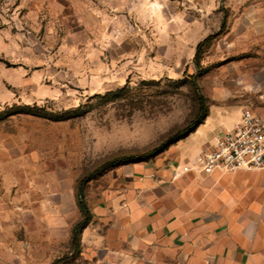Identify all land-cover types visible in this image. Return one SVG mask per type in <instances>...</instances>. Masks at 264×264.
I'll list each match as a JSON object with an SVG mask.
<instances>
[{
    "label": "rangeland",
    "instance_id": "obj_1",
    "mask_svg": "<svg viewBox=\"0 0 264 264\" xmlns=\"http://www.w3.org/2000/svg\"><path fill=\"white\" fill-rule=\"evenodd\" d=\"M258 21L264 0H0V172L18 184L5 195L0 177L4 204L18 198L21 219L31 207L20 200L37 202L43 189L76 203L77 183L96 166L143 153L194 118L193 81L207 109L231 110L264 65ZM210 35L196 65V46ZM196 134L203 128L93 177L85 199L120 189L139 166L169 163ZM21 220L15 238L2 240L0 264H44L49 248L28 239ZM71 250H61L62 263Z\"/></svg>",
    "mask_w": 264,
    "mask_h": 264
},
{
    "label": "crops",
    "instance_id": "obj_2",
    "mask_svg": "<svg viewBox=\"0 0 264 264\" xmlns=\"http://www.w3.org/2000/svg\"><path fill=\"white\" fill-rule=\"evenodd\" d=\"M253 28L264 34L262 21ZM240 93L245 97L231 110L209 108L193 132L203 128V134H196L186 150L172 152L169 163L161 158L154 166H139L117 184L120 189L102 193L91 204L84 196L92 217L80 233L77 253L71 250L65 264H264V170L205 175L192 161L218 133L233 128L243 110L264 122V65ZM180 146L181 142L176 145ZM186 158L192 166L184 162ZM0 177L10 196L17 182L10 172H0ZM43 193L38 203L27 196L20 200L31 207L22 220L14 209L23 206L18 198L10 205L0 198V253L2 240L15 238L21 220L28 239L49 248L41 254L44 264L61 258L80 212L66 196L54 198L48 189Z\"/></svg>",
    "mask_w": 264,
    "mask_h": 264
},
{
    "label": "built area",
    "instance_id": "obj_3",
    "mask_svg": "<svg viewBox=\"0 0 264 264\" xmlns=\"http://www.w3.org/2000/svg\"><path fill=\"white\" fill-rule=\"evenodd\" d=\"M202 174L237 170H264V122L250 110H243L239 122L218 133L213 144L196 157Z\"/></svg>",
    "mask_w": 264,
    "mask_h": 264
},
{
    "label": "trees",
    "instance_id": "obj_4",
    "mask_svg": "<svg viewBox=\"0 0 264 264\" xmlns=\"http://www.w3.org/2000/svg\"><path fill=\"white\" fill-rule=\"evenodd\" d=\"M223 27V26H222ZM213 35L207 36L204 38L198 45L196 46V51L194 55V62L196 65L199 64V57L201 53V49L203 46L207 45L211 39L213 38ZM193 90L195 93V99L197 103V110L194 118L190 121H188L185 125L178 128L174 132L168 134L159 144L153 146L152 148L148 149L147 151L135 155H122V156H114L98 166H96L92 172H90L87 176L82 178L76 185V203L77 207L80 212V219L73 225L71 229V241L70 245L72 250L74 251L75 255L78 251L79 247V236L81 231L88 225V223L91 220V213L86 205L84 194H83V186L85 183L90 181L93 177L100 175L108 170H111L117 166L135 163V162H142L146 161L148 159H151L152 157L158 155L159 153L163 152L167 147L170 145L186 138L188 135L193 133L199 125L203 123L205 120L208 109L205 103L204 97L199 92V89L195 83V81L192 82ZM14 112L16 110L18 111H31L30 108H18L17 106H14ZM20 113V112H17ZM27 113V112H25ZM30 113V112H28ZM62 263V260L56 259L50 264H59Z\"/></svg>",
    "mask_w": 264,
    "mask_h": 264
}]
</instances>
